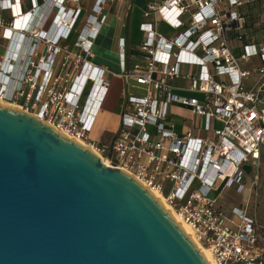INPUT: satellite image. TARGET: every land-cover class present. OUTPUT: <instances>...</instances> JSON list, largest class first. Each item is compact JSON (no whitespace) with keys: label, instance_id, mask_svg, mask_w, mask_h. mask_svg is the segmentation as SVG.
<instances>
[{"label":"built area","instance_id":"1","mask_svg":"<svg viewBox=\"0 0 264 264\" xmlns=\"http://www.w3.org/2000/svg\"><path fill=\"white\" fill-rule=\"evenodd\" d=\"M80 1L44 0L41 6L56 12L43 29L35 0L27 12L20 0H0V106L24 111L83 142L109 166L162 197L210 252L213 264H264V221L256 201L264 148V40L236 34V41H246L239 59L228 44L229 33L244 28L242 17L230 9L255 0H149L142 15L153 20L140 25L145 38L133 47L138 61L120 74L142 92L123 94L110 144L90 138L110 86V72L91 58L104 10L120 0H95L86 15ZM70 2L77 7L67 8ZM5 11L9 20L2 17ZM158 23L177 35L165 39L156 31ZM119 51L125 53L124 45ZM252 58L261 66L241 69L239 62ZM183 66L197 72L183 73ZM250 77L254 81L247 88L243 80ZM178 78L188 79L189 90L202 98L176 95ZM173 105L201 119L203 136L192 129L175 131ZM244 189L247 199L252 194L255 199L249 206L226 208L221 202L230 191Z\"/></svg>","mask_w":264,"mask_h":264},{"label":"water","instance_id":"2","mask_svg":"<svg viewBox=\"0 0 264 264\" xmlns=\"http://www.w3.org/2000/svg\"><path fill=\"white\" fill-rule=\"evenodd\" d=\"M0 264L209 263L136 179L0 106Z\"/></svg>","mask_w":264,"mask_h":264},{"label":"crops","instance_id":"3","mask_svg":"<svg viewBox=\"0 0 264 264\" xmlns=\"http://www.w3.org/2000/svg\"><path fill=\"white\" fill-rule=\"evenodd\" d=\"M22 10L27 12L31 9V0H20ZM37 3L38 13V25L43 26V29L52 23L55 16L56 9H50L48 6H41L44 0H35ZM149 0H120L110 5L104 10L106 16L105 22L101 27L99 34L92 46L93 57L91 62L98 67L106 68L110 73L109 79V90L101 105V108L95 119L93 129L94 132L92 139L99 141L100 144H108L105 142L103 137L106 135H112L118 129L120 115L123 107V94L128 89L131 92L141 93L142 90H138L132 80L125 81L120 74L124 70H129L138 61L139 55L133 51V47L140 44L145 34L140 31V25L143 22H152L153 17L145 19L143 17V11L146 3ZM161 1V0H155ZM226 2V0H223ZM95 0H81L80 7L83 9L84 15H86ZM67 8L75 9L77 5L75 3H67ZM254 6L261 7L264 9V2L261 0H255L251 2L243 1L241 5L235 6L230 9L231 12H236L242 17L240 24L244 28L238 29L229 33L228 44L232 50L233 55L239 59L242 54V46L244 42H238L235 40L236 34L244 35L246 39H253L249 37L244 31L246 30L247 21L250 11ZM13 12H16L13 10ZM2 17L9 20L11 13L5 11L2 13ZM262 24L264 23V17L261 19ZM260 29V27H258ZM262 29V27H261ZM156 31L165 39H172L177 35V31L171 29L164 23H158ZM1 32V31H0ZM75 37L72 38V42ZM124 45L125 53L119 51V47ZM241 69L251 70L261 66L258 58H252L249 62L240 61ZM183 73L194 74L197 72V68L192 66H183L181 68ZM218 80V78H217ZM254 81V77H250L247 80H243L245 87H250ZM117 85V92L112 93V87ZM190 81L185 78H178L173 82V92L176 95L201 99L200 93L192 92L189 90ZM108 98H110L108 100ZM170 117L174 122V129L177 133L181 134L186 129H192L194 134L197 136H203V132L200 130L201 119L194 117L188 108H184L178 105H173L170 108ZM215 127H219L220 124L213 122ZM113 139V138H112ZM111 139V141H112ZM111 142H109L110 144Z\"/></svg>","mask_w":264,"mask_h":264},{"label":"rangeland","instance_id":"4","mask_svg":"<svg viewBox=\"0 0 264 264\" xmlns=\"http://www.w3.org/2000/svg\"><path fill=\"white\" fill-rule=\"evenodd\" d=\"M250 11V14L248 18L246 19L247 25H246V30L244 31L249 37H252L253 41L255 42H261L264 40V23L262 24V17H264V9L261 7L254 6L252 9H248ZM106 19V16H105ZM104 19V22H105ZM104 24V23H103ZM103 26V25H102ZM260 27V29L258 28ZM262 27V29H261ZM117 90V85L112 87V93H116ZM110 98H108L109 100ZM261 108L264 109V94L261 96ZM94 132L90 133V138H95ZM112 135H105L103 139L105 140L106 143L109 144L112 139ZM103 157V158H102ZM101 159L103 160L104 163L107 164L106 160L104 159L105 157L102 156ZM258 172H259V184H258V197L256 199L257 201V216L261 221H264V148H263V154L260 158L259 161V166H258ZM252 173L249 171L248 172V179L251 178ZM254 197L253 194L250 198L247 199V192H243L241 194H235L234 192L230 191L228 193V197H225L222 199V203L225 205L226 208H230L232 206H238V207H243L245 205H250L254 202ZM251 214V210L249 211V215Z\"/></svg>","mask_w":264,"mask_h":264},{"label":"bare ground","instance_id":"5","mask_svg":"<svg viewBox=\"0 0 264 264\" xmlns=\"http://www.w3.org/2000/svg\"><path fill=\"white\" fill-rule=\"evenodd\" d=\"M80 144H82L84 147H86L87 149H90L91 151H93L96 155H98L101 159V156L91 147L87 146L86 144H84L81 141L78 140H74ZM102 160V159H101ZM103 161V160H102ZM107 162V161H106ZM108 165V163H107ZM247 192V197H248V190L244 189L243 192ZM152 195L157 199V201L163 206V208L167 211V213L174 219V221L181 227V229L186 233V235L195 243V245L197 246V248L199 249V251L202 253V255L204 256V258L207 260V262L209 264H213V259L211 257L210 252L205 249L204 247H202L196 240L194 232L192 231V229L186 225L178 215H176V213L171 209V207H169L164 200L162 199V197H160L159 195H157L156 193L151 192Z\"/></svg>","mask_w":264,"mask_h":264}]
</instances>
